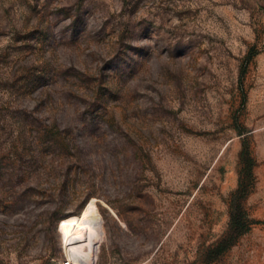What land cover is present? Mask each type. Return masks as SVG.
Instances as JSON below:
<instances>
[{
  "label": "rangeland",
  "instance_id": "rangeland-1",
  "mask_svg": "<svg viewBox=\"0 0 264 264\" xmlns=\"http://www.w3.org/2000/svg\"><path fill=\"white\" fill-rule=\"evenodd\" d=\"M87 211L93 264H264V0H0V264Z\"/></svg>",
  "mask_w": 264,
  "mask_h": 264
},
{
  "label": "bare ground",
  "instance_id": "bare-ground-1",
  "mask_svg": "<svg viewBox=\"0 0 264 264\" xmlns=\"http://www.w3.org/2000/svg\"><path fill=\"white\" fill-rule=\"evenodd\" d=\"M100 229L92 212L87 211L80 222L67 225L63 234L66 259L70 264H93L96 239ZM77 260L70 258V252ZM92 260V261H91Z\"/></svg>",
  "mask_w": 264,
  "mask_h": 264
},
{
  "label": "trees",
  "instance_id": "trees-1",
  "mask_svg": "<svg viewBox=\"0 0 264 264\" xmlns=\"http://www.w3.org/2000/svg\"><path fill=\"white\" fill-rule=\"evenodd\" d=\"M238 186L239 187H237L235 194L243 193L244 190H242V185L238 184ZM242 219H244L243 213L241 217V214H235L234 209L232 207L229 208V226L231 227L233 235H240L248 231L247 223L244 222ZM230 240L231 238L229 239V241Z\"/></svg>",
  "mask_w": 264,
  "mask_h": 264
},
{
  "label": "built area",
  "instance_id": "built-area-1",
  "mask_svg": "<svg viewBox=\"0 0 264 264\" xmlns=\"http://www.w3.org/2000/svg\"><path fill=\"white\" fill-rule=\"evenodd\" d=\"M59 264H70L66 258H64V261L60 262Z\"/></svg>",
  "mask_w": 264,
  "mask_h": 264
}]
</instances>
